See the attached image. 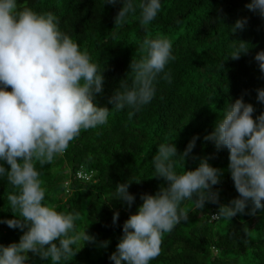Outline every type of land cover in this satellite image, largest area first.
<instances>
[{
  "label": "trees",
  "instance_id": "obj_1",
  "mask_svg": "<svg viewBox=\"0 0 264 264\" xmlns=\"http://www.w3.org/2000/svg\"><path fill=\"white\" fill-rule=\"evenodd\" d=\"M247 3L249 0H161L155 19L141 25L138 10L121 24L114 23L120 0H18L21 7L54 14L59 29L101 68L103 88L94 103L110 109L105 125L81 130L52 162H35L45 188L44 203L58 212L78 214L77 230L86 229L95 238L84 246L79 242L83 247L60 264H112L108 257L122 235L123 222L142 203L140 195L154 194L166 186L162 178L152 177L151 157L157 145L174 143L181 153L194 135L198 137L195 147L184 161L177 160L176 170L194 169L202 157L223 169L220 182L213 186L218 203L206 202L203 209H197L192 201H184L181 208L188 219L163 234L160 254L150 264H264V209L250 214L248 204L243 213L230 219L217 217L219 204H227L238 193L227 170V149L217 150L203 139L227 104L237 98L253 105L254 118L264 111L255 91L264 88V77L253 59L257 51L264 50V18L249 11ZM242 18H246L244 28L232 32L235 21ZM157 36L172 43L174 59L165 67L170 80L158 77L153 99L131 117L128 112L132 109H111L109 98L120 81L131 83V60L145 54L142 41ZM239 41L247 42L249 50L234 60L228 56ZM4 166L7 169L6 163ZM78 173L88 179L77 178ZM126 180L132 181L128 191L135 197L131 207L111 200L115 185ZM15 191L6 179H0V219L18 215L7 200ZM113 212L119 213L115 224ZM213 215L216 219L211 221ZM22 232L0 223V244L18 242ZM102 241H108L106 247L99 246ZM27 264L53 262L29 254Z\"/></svg>",
  "mask_w": 264,
  "mask_h": 264
},
{
  "label": "clouds",
  "instance_id": "obj_2",
  "mask_svg": "<svg viewBox=\"0 0 264 264\" xmlns=\"http://www.w3.org/2000/svg\"><path fill=\"white\" fill-rule=\"evenodd\" d=\"M120 3L116 24L138 10L140 24L148 25L161 9V0ZM245 7L264 18V0H249ZM245 24L246 18L237 19L231 31L243 29ZM239 42L228 56L234 60L249 50L247 42ZM141 48L145 54L129 65L131 83L121 80L109 98L111 109H132L129 117L153 99L158 77L170 80L165 67L174 59L172 43L165 37L146 38ZM253 59L264 77V50L257 51ZM103 79L101 68L89 54L59 29L54 14L21 7L18 0H0V179L16 189L7 200L18 213L0 223L23 230L18 242L0 244V264H27L29 254L60 264L85 243L95 241L86 229L77 230L78 214L58 212L44 203L45 188L35 162H52L81 130L108 122L110 109L94 103L95 95L102 93ZM255 91L257 101L264 104V88ZM254 111L242 97L235 99L203 137L217 150L227 149V170L238 193L227 204H219V218L243 213L248 204L250 214L264 209V111L255 118ZM197 138L194 135L181 153L174 143L157 145L151 157L152 177L162 178L166 186L154 194L140 195L142 203L123 222L122 235L108 257L112 264H150L160 254L163 234L188 219L181 208L184 201H192L197 209H203L206 202L218 203L213 186L220 182L223 169L202 157L194 169L176 170L177 160L189 156ZM130 182L117 183L111 200L131 207L135 197L128 191ZM118 216L113 212V224ZM81 241L83 246H79ZM107 244L102 241L99 246Z\"/></svg>",
  "mask_w": 264,
  "mask_h": 264
},
{
  "label": "built area",
  "instance_id": "obj_3",
  "mask_svg": "<svg viewBox=\"0 0 264 264\" xmlns=\"http://www.w3.org/2000/svg\"><path fill=\"white\" fill-rule=\"evenodd\" d=\"M77 178L87 180L88 179V176H85L82 173H78ZM215 219H216V216L213 215L211 220H215Z\"/></svg>",
  "mask_w": 264,
  "mask_h": 264
}]
</instances>
